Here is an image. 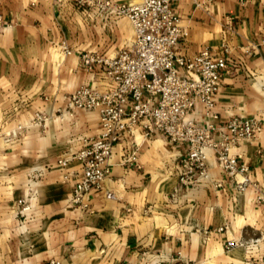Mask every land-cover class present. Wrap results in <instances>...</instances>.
<instances>
[{"label": "crops", "instance_id": "1", "mask_svg": "<svg viewBox=\"0 0 264 264\" xmlns=\"http://www.w3.org/2000/svg\"><path fill=\"white\" fill-rule=\"evenodd\" d=\"M173 7L187 30L177 54L209 47L221 55L229 47L214 121L260 120L257 139L234 150L254 186L237 193L211 154V178L174 198L186 145L142 119L115 144L112 171L88 197L89 209L74 206L81 166L72 162L64 182L56 163L97 136L100 117L70 109L67 97L81 85L113 86L102 65H81V53L113 57L133 42L134 28L125 16L56 0H0L7 24L0 34V264H264V205L256 200L264 198V0H176ZM37 113L47 122L37 124ZM196 115L205 120L202 107ZM19 125L27 128L8 142L5 134ZM134 151L137 163L123 162ZM23 199L32 207L24 214ZM229 240L256 244L227 249Z\"/></svg>", "mask_w": 264, "mask_h": 264}, {"label": "built area", "instance_id": "2", "mask_svg": "<svg viewBox=\"0 0 264 264\" xmlns=\"http://www.w3.org/2000/svg\"><path fill=\"white\" fill-rule=\"evenodd\" d=\"M175 1L56 0L59 6L71 4L102 16H125L135 31L133 42L113 57L81 53V65L87 71L98 64L103 66L105 75L113 82L111 88L103 90L81 85L67 97L70 109L96 111L100 117L97 136L85 138L83 148L59 158L56 163L66 182L73 175L68 167L72 162H79L81 172L73 186L71 203L82 210L89 209L91 194L102 191L112 171L115 144L132 133L142 119L150 120V131H159L170 141L186 145L187 152L180 159V187L174 190V198L181 188L200 186L211 178V154L234 183L237 193L252 185L246 175L248 167L239 161L240 156L234 150L243 141L257 139L262 131L260 120L233 117L223 123L214 121L218 118L216 95L224 74L230 72L229 47L225 46L221 55H216L209 47L191 56L177 54L178 44L187 30L173 7ZM6 27L4 16L0 14V34ZM63 45L67 54L73 53ZM198 107H202L205 120L197 117ZM47 118L37 113L35 122L43 124ZM26 128L19 125L4 137L11 142L20 138ZM123 162L136 164L137 151ZM215 185L222 186L217 182ZM106 196L113 198L114 195L107 191ZM256 200L264 205L263 197ZM19 203L22 214L32 209L28 200ZM255 244L254 241L229 240L226 247L243 249ZM49 264H62V261L51 259Z\"/></svg>", "mask_w": 264, "mask_h": 264}, {"label": "rangeland", "instance_id": "3", "mask_svg": "<svg viewBox=\"0 0 264 264\" xmlns=\"http://www.w3.org/2000/svg\"><path fill=\"white\" fill-rule=\"evenodd\" d=\"M5 172H2V174H4Z\"/></svg>", "mask_w": 264, "mask_h": 264}]
</instances>
